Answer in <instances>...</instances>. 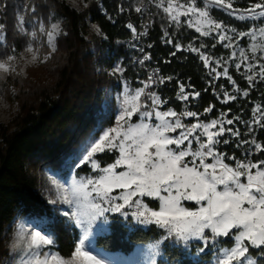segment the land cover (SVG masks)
<instances>
[{
	"label": "snow or ice",
	"instance_id": "6c2138e0",
	"mask_svg": "<svg viewBox=\"0 0 264 264\" xmlns=\"http://www.w3.org/2000/svg\"><path fill=\"white\" fill-rule=\"evenodd\" d=\"M236 3L237 0H155L170 27L195 26L198 43H190L185 49L174 43L167 31L165 43L172 44L176 51L197 55L208 71V86L222 105L241 95L247 98L258 83H264V0H247L243 8L236 7ZM28 9L33 14L36 11L34 5ZM142 10L135 8L137 13ZM214 11L245 22V30L215 17ZM18 19L20 31L33 41L37 31L46 38L51 49L48 55L56 51V40L63 34L58 22L46 26L39 21L38 29L29 33L23 27L24 17ZM126 27L136 41L145 34L131 23ZM3 28L0 24V30ZM130 46L138 47L135 43ZM217 46L228 50L227 55L216 56L211 50ZM138 50L144 53L143 47ZM26 51L34 52L35 60L39 48L34 51V44L29 43ZM176 51L171 55L175 56ZM14 59L9 55L6 61L0 60V71L15 72L10 63ZM149 60L151 55L145 53L136 62L144 65ZM231 68L246 80V88L239 86ZM124 72V67L117 64L111 73L122 83L116 97L115 124L103 129L98 137L93 136L74 162L75 168L90 166L93 174L73 178V198L64 195L49 200L53 205L62 202L70 206L61 214L81 229L74 251L65 258L55 250L54 233L32 231L27 234L20 264H110L104 250L93 243L96 222H108L105 213H118L124 218L131 215L140 224L163 229L165 235L157 243L170 239L185 247L195 243L197 257L210 250L215 258L213 264H264V159L256 158L264 155V142L256 138L257 130H264V104L257 103L252 108L250 120L236 115L229 118L231 108L220 110L215 118L201 119L212 113L215 105L210 104L203 112L193 111L190 104L201 93L191 84L178 83L176 99L183 107L177 111L167 107L169 100L155 90L172 77L161 76L156 69L133 88L123 79ZM221 78L231 85V92L223 84L217 85ZM241 123L245 132L237 127ZM231 144L243 149L241 157L229 155L221 147ZM98 153H111L114 159L101 166ZM145 198L158 202V210L150 207ZM188 202L195 206L188 207ZM20 239L24 240L23 233Z\"/></svg>",
	"mask_w": 264,
	"mask_h": 264
},
{
	"label": "trees",
	"instance_id": "16d2710c",
	"mask_svg": "<svg viewBox=\"0 0 264 264\" xmlns=\"http://www.w3.org/2000/svg\"><path fill=\"white\" fill-rule=\"evenodd\" d=\"M30 5H34L36 9L35 13H32L33 16L46 20L52 11V14L61 19L63 30L66 32L64 42L67 44V51L65 52L69 53V57L61 70L57 93L39 96L18 118L14 127L0 124V246L17 216L27 218L45 216L52 221L48 228L56 238L55 250L65 258H70L77 235L73 230L64 227L61 218L54 214L43 196L47 171L60 172L74 153L81 136L94 130L96 125L105 126L112 123V119L101 113L95 114L94 103L100 96L97 89L93 86L82 88L76 76L77 66H74L76 52L82 51L88 54L84 40L88 35L87 18L96 25L103 38L100 42L91 36L102 56H105L102 64L110 68L114 61H121L120 64L125 69L123 79L133 87L139 86V81L147 79L151 68L159 69L161 76L172 77L171 81L160 85L156 91L169 100L167 107H173L177 111L183 107L182 102L176 99L178 83L182 82L186 86L191 84L195 91L201 93L200 97L192 100L190 104L193 111L203 112V109L210 104L215 105L214 111L207 117L202 116L201 119L215 118L220 110L227 111L231 108L229 118L236 115L243 120H250L252 108L257 103L264 104V83H258L247 98L241 95L236 101L222 105L216 99L213 90L209 88L207 70L197 55L186 50L176 51L172 44L165 43L167 38L157 18L150 25L145 22L148 26L146 38L139 41L133 39L131 30L126 25L131 23L138 29L142 19L132 10L129 0H90L87 11L82 13L76 12L64 1L58 0H0V20L4 25L8 50H11L10 47L15 49V46L21 45L22 39L18 31H15L16 13L24 6L29 12ZM126 6L130 7L128 11ZM235 6L246 7L247 0H240ZM121 8L124 11H121ZM213 15L236 26L238 30H245L243 27L245 22L235 21L219 11H214ZM168 31L174 43H180L185 49L190 43H198L195 41L197 35L192 31L184 32V29L175 32L168 29ZM203 41L207 42V39ZM133 43H140L137 48L143 47L144 53L131 47ZM149 44L152 47H148ZM174 51L176 55L172 56L171 53ZM211 51L216 56L225 54V50L220 46ZM145 53L151 55V60L140 65L136 61ZM88 56L93 58L89 54ZM230 72L241 88L247 87V82L240 73L234 68H231ZM216 83L223 84L230 92L232 91L226 79H220ZM206 88L208 91H205ZM237 127L241 132L246 131L242 123ZM256 138L264 142V130H257ZM221 147L229 155L235 153L238 157L242 156L243 149H236L234 144ZM96 158L100 163L108 164L113 161L114 155L107 153ZM256 158L264 159V155ZM77 172L86 171L80 168ZM161 236L162 232L155 226L147 229H129L114 221L109 234L97 238L96 246L108 252L127 254L134 247L157 241ZM194 253L195 246L187 250L165 241L162 246V257L157 264H210L211 253L205 252L196 259L191 257Z\"/></svg>",
	"mask_w": 264,
	"mask_h": 264
},
{
	"label": "rangeland",
	"instance_id": "374dc122",
	"mask_svg": "<svg viewBox=\"0 0 264 264\" xmlns=\"http://www.w3.org/2000/svg\"><path fill=\"white\" fill-rule=\"evenodd\" d=\"M58 1H64L65 4L70 8L74 9L76 12L82 13L87 11L90 0ZM238 1L240 0H237V2ZM129 2L132 10L136 13L137 16L142 19V26L138 25V32L147 33L148 26L145 22L150 25V23H153L157 18L161 22L164 33L165 31L169 32L168 29H172L173 32L184 29V32L192 31L197 36H199V33L195 32V26L193 28H187L185 26L181 29L170 27L167 19L164 18L162 10L158 9L155 6V0H129ZM138 6L142 7L143 9L140 13H137L135 11V8ZM129 9L130 7L126 6V10L128 11ZM50 12H48L50 14H48L49 16L46 20L40 19L37 16H33L32 12L26 11L25 6L22 10L16 13L15 19L17 24L15 25V31H18L22 42L20 46H15V51H13V47H10L11 50H8L6 46L5 32L4 30H0V60L6 61V58L9 55L15 56V59L10 62L11 65L15 68V72L4 73L0 71V124L2 125H7L11 128L14 127L18 122V118L28 109V107H31V105L39 96L49 93L53 95L58 91L57 84L61 80V70L67 62L69 53L65 52L67 51V44L64 42L66 32L63 30L61 19L52 14V11ZM221 13L225 16H228L226 13ZM20 16L24 17L23 27L26 28L29 33L33 30L38 29L39 21H43L46 26H50V24L53 22H58L63 31V34L60 35L56 40V51L51 52V55H48L51 49L48 48L45 43L46 38L43 37L38 31L37 39L35 41L32 40L30 35L21 32V25L18 19ZM86 24L88 27V35L84 37V40L87 44L86 47L88 54L93 58L89 57L85 52H76L77 57L75 59L74 66H77L76 76L79 78L78 84L84 89L90 88L92 86L97 89V92L100 93V96L99 99L95 100L94 103L96 107L95 114L98 115L99 113H101L102 115L112 119V123L105 126L96 125L94 130L81 136L79 142L76 145L74 153L69 157L62 170L60 172L47 171V177L43 184V196L46 199L47 204L50 206V209L54 212V214L61 218V221H63L65 225L64 227L75 232V234L77 235L76 241L81 234V229L76 226L74 220H69L68 217H65L61 214L63 211H69L70 206L62 202L53 205L49 203V200L56 199L58 196L62 197L64 195H68L70 196V198H73L71 197L73 178L78 180L80 177H85L93 174L90 166L80 167L86 171L85 173L77 172V170L80 168H75L74 162L78 159L80 153L83 150V147L93 136L98 137L103 129L111 127L115 124V117L118 111V101L116 97L122 91L121 81L117 76L111 75L114 67L117 64H120L121 61H114L110 68L102 64L105 56H102V52H100V49L98 48L96 43L92 41L91 36H94L95 38L100 40V42L101 40H103V38H101L99 32H97L96 25L91 23L88 18ZM144 38L146 37L142 36L141 39ZM204 39L206 38H201V40ZM29 43L34 44V51L35 48H39L38 53H36L37 58L35 60H33L34 52L26 51ZM137 45H140V43H138ZM136 49L138 50V48ZM222 49L225 50L224 55H227L228 50L224 48ZM46 56L48 57L47 59H45ZM137 59L138 58H136V60ZM154 71L155 70L151 68L149 75ZM133 88H135V86ZM135 119L136 118L134 117V120ZM102 154L107 153H98L97 156ZM101 166H106V164L101 163ZM145 202L149 203L150 207L158 210V202L151 201V198H145ZM187 206L194 207L195 205L192 202H188ZM105 215L108 217V222L103 223L102 221H97L93 227V232L95 233L93 237V243L97 249H101L96 246L97 238L108 235L110 232L111 224L114 221L127 226L129 229H147L151 226L156 227V225L154 224H140L131 215H129L127 218L121 217L118 213H105ZM50 223H52V221L45 216L39 218L17 216L12 221L11 226L9 227V232L5 237L6 239L0 246V264H20L21 257L24 256V250L26 248L25 241L27 239V234L32 231L52 233L48 228V225ZM160 231L162 232V236L159 238V240L153 241L146 245H138L134 247V249L130 253L125 254L122 252H108L104 250V254L109 259L110 264H153V261H155V264H157L158 260L162 257V246L165 241L181 246L187 250H190L192 246H195V243H193L192 246L185 247L182 243H177L175 240L171 239L164 240L162 243H157L158 241H161L162 237L165 235L163 229H160ZM21 233H23L24 235V240L20 239ZM206 252L212 254L210 250H206ZM191 257L194 259L197 258L195 254ZM214 259L215 258L212 255L210 264H213Z\"/></svg>",
	"mask_w": 264,
	"mask_h": 264
},
{
	"label": "built area",
	"instance_id": "2783aa9c",
	"mask_svg": "<svg viewBox=\"0 0 264 264\" xmlns=\"http://www.w3.org/2000/svg\"><path fill=\"white\" fill-rule=\"evenodd\" d=\"M139 26H142V23H140ZM139 26H138V27H139ZM138 30H139V28H138ZM143 37H146V32H145V34L143 35Z\"/></svg>",
	"mask_w": 264,
	"mask_h": 264
}]
</instances>
